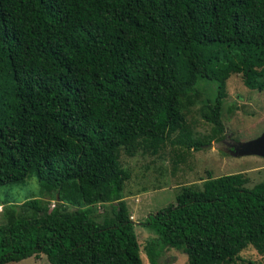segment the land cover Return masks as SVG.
Listing matches in <instances>:
<instances>
[{
	"label": "trees",
	"instance_id": "trees-1",
	"mask_svg": "<svg viewBox=\"0 0 264 264\" xmlns=\"http://www.w3.org/2000/svg\"><path fill=\"white\" fill-rule=\"evenodd\" d=\"M230 74L264 89V0H0V185L32 176L49 194L0 202V264H142L136 226L148 264L165 248L186 264L264 256V176L181 185L139 222L122 199L120 149L153 154L173 133L201 147L185 123L199 80L215 84L199 112L222 138Z\"/></svg>",
	"mask_w": 264,
	"mask_h": 264
},
{
	"label": "rangeland",
	"instance_id": "rangeland-1",
	"mask_svg": "<svg viewBox=\"0 0 264 264\" xmlns=\"http://www.w3.org/2000/svg\"><path fill=\"white\" fill-rule=\"evenodd\" d=\"M199 96L188 106L185 123L190 140L202 142L198 150L185 148L175 141L177 133L171 134L156 152L149 153L141 148L131 154L119 150L118 163L127 171L122 199L126 204L130 220L139 222L148 213L174 203V197L181 185L200 184L207 177L242 172L247 177V187H251L264 176V157L256 155L234 156L227 153L226 143L230 140L244 141L264 132V89H250L244 86L240 75L230 74L225 81V96L222 113L224 133L216 139L210 131L211 124L200 115L201 100L215 91L210 81H198ZM227 108H231L228 113ZM48 193L41 189L34 177H28L21 184L0 185V202L20 203L31 197L46 198ZM52 203V201L50 202ZM1 210V205H0ZM92 214L100 220L108 213V207L96 206ZM1 221V213H0ZM140 247L142 264H148L141 251L148 232L143 227H135ZM161 264H186L185 254L174 248H165L159 255ZM5 264H49L44 255L27 257ZM233 264H264V256L253 247L240 251Z\"/></svg>",
	"mask_w": 264,
	"mask_h": 264
},
{
	"label": "water",
	"instance_id": "water-1",
	"mask_svg": "<svg viewBox=\"0 0 264 264\" xmlns=\"http://www.w3.org/2000/svg\"><path fill=\"white\" fill-rule=\"evenodd\" d=\"M228 152L234 156L256 155L264 157V132L248 140L235 141ZM55 197L57 198V194Z\"/></svg>",
	"mask_w": 264,
	"mask_h": 264
},
{
	"label": "flooded vegetation",
	"instance_id": "flooded-vegetation-1",
	"mask_svg": "<svg viewBox=\"0 0 264 264\" xmlns=\"http://www.w3.org/2000/svg\"><path fill=\"white\" fill-rule=\"evenodd\" d=\"M229 140H230V143H228V142L226 143L227 147H229V148L227 149V153H228V154H230L228 151L231 149V146H232L233 143H234L233 140H231L230 138H229Z\"/></svg>",
	"mask_w": 264,
	"mask_h": 264
}]
</instances>
